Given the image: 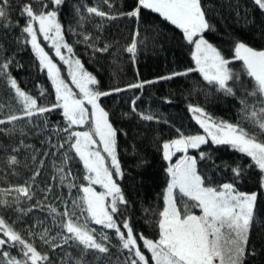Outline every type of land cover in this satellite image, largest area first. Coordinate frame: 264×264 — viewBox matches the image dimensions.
I'll return each instance as SVG.
<instances>
[{
  "label": "snow or ice",
  "instance_id": "6c2138e0",
  "mask_svg": "<svg viewBox=\"0 0 264 264\" xmlns=\"http://www.w3.org/2000/svg\"><path fill=\"white\" fill-rule=\"evenodd\" d=\"M252 2L264 12V0ZM64 3L65 0H0V29L7 33L9 29L19 28L21 36L17 40L22 39L31 45L41 69L46 70L55 95L54 101L47 104L40 103L47 94L42 85H37L40 89L38 96L25 91L9 70L15 63L14 57L8 56L5 45L0 43V81L6 86V92L11 94L9 104H0V126H10L0 127V135L12 137L17 131L24 135L23 129L16 127L18 121L26 119L32 123L36 117H46L60 111L66 126L54 131H62L66 139L51 147L63 149L66 143L68 151L63 153L61 165L56 166V171L61 186L67 187L69 193L75 188L82 195L78 199H71L70 205L68 200L56 196L64 205L62 211L53 204L46 206L58 228L54 236H50L52 230L48 227H44L40 234L33 231L36 225L24 231L18 230L15 221L10 223L0 214V264H104L103 258L107 256L110 260L113 248H117L121 254L126 251L123 260L118 256L115 264H251L249 258L254 259L257 255L253 244L256 232L261 233L260 254L264 255V211L258 208L261 194L238 189L236 184L242 175L241 166L230 169L233 173L230 182L211 186V182L206 183L205 177L197 169V157L188 154L189 149H200L209 141L215 145L230 146L251 159L253 164L250 167L255 166L260 172L258 187L264 189V48L257 49L243 40H236L233 56L227 58L219 46L206 38L208 32L215 30V25L209 18L213 9L203 0H131L126 5L127 10L115 12L110 0H103L108 11L98 6H84L76 8V13L81 21L86 19L85 12L89 17L95 16L101 20L133 19L136 27L130 43L123 48L133 64L137 62L141 46L145 43L140 40L142 14L150 11L181 31L183 40L192 46L191 58L195 65L155 80H138L124 88L117 86L105 91L100 89L97 76L88 71L79 58H73V45L65 39L60 22V10ZM236 7L239 8V5ZM13 12L24 19L23 25L19 24V19L13 24ZM97 28L102 31L103 26L97 25ZM69 30L75 33L74 29ZM75 34L82 36V42L93 50L94 55L109 52L115 43L103 42L101 47L99 35L93 37L92 33L87 32ZM39 37L49 42L53 55L45 50ZM53 57L67 67L70 83L61 74V67ZM234 60L242 62V73L250 79L251 91L245 86L241 74L229 66ZM193 72H199L203 81L227 96L236 97L237 92L243 90V96L239 99L240 117L236 122L217 120L205 107L188 105V111L204 134L185 135L176 129L177 135L161 144L169 179L163 193L164 207L155 220L157 236L149 238L135 232L129 219L119 220L123 214L122 206L128 204L117 181V178L123 179L124 176L118 154V137L122 130L114 126L110 112L102 106L101 98L143 89L145 85ZM249 98H252L251 103ZM138 99L135 97L131 100V112L142 121L159 122L158 115L137 110ZM165 102L171 103L170 100ZM5 108L7 114H3ZM43 124L47 127V119L43 120ZM77 128L83 130H74ZM21 148L32 146L25 145L23 139L15 147L0 144V151L12 153L6 157L5 163L13 170L20 163L15 153ZM178 153L181 155L173 163V157ZM52 154L42 153L44 156ZM76 158L83 165L82 180L86 183L75 182L77 178L73 176L69 164ZM31 159L37 161L36 155ZM199 159L210 160L211 156L201 151ZM37 162L39 167L32 173L30 182L0 188V207L21 215H28L37 207L43 210L45 205L42 201L32 203L30 207L22 206V201H33L36 195V180L45 165L42 159ZM96 185L103 190L97 191ZM41 191L51 193L53 188L49 185ZM184 197L191 203L182 202ZM194 209H198L199 214ZM38 223L43 224V221ZM93 223L101 226L100 231L90 226ZM107 230L114 231L116 245L112 243ZM37 235L49 247V252H42L37 247ZM57 239L61 243H57ZM63 246L73 249L75 255L65 252L59 262L54 261L50 252ZM14 251L16 255H13ZM89 257L92 259L89 260Z\"/></svg>",
  "mask_w": 264,
  "mask_h": 264
},
{
  "label": "trees",
  "instance_id": "16d2710c",
  "mask_svg": "<svg viewBox=\"0 0 264 264\" xmlns=\"http://www.w3.org/2000/svg\"><path fill=\"white\" fill-rule=\"evenodd\" d=\"M110 2L115 6L113 8L115 12L127 10L126 5L131 3V0H110ZM203 2L213 9L209 13V18L215 25V30L208 32L206 38L219 46L227 58H232L233 44L236 40H243L257 49L264 48V12L258 10L252 0H203ZM237 5L239 8L236 7ZM84 6H98L103 11L109 10L103 0H65L60 10V22L64 28L65 39L73 45L75 56L82 61L88 71L97 76L101 90L106 91L117 86L124 88L127 84L138 80H155L172 72H182L195 67L191 58L192 46L183 40L179 29L164 21L158 14L150 11L143 12L140 40L145 43L141 46L137 62L133 64L129 54L124 52L123 48L130 43L136 22L130 18L115 21L101 20L99 17H89L86 12L84 13L86 19L81 21L76 8ZM17 19L20 25L24 24V19L13 12V24ZM97 25L103 26L102 31L97 28ZM69 29H74L75 33H92L93 37L99 35L102 40L99 45L101 47L103 42H115L114 46L109 52H97L94 55L93 50L82 42V36ZM20 36L19 28L9 29L7 33L0 29V43L5 45L7 55L14 57L15 61L9 70L20 86L34 96L39 95L40 89L37 85H42L47 94L40 103L50 104L55 99L51 81L47 77L46 70L41 69L31 45L24 43L22 39L17 40ZM39 39L45 50L53 55L48 46L49 42L43 41L42 37ZM53 58L59 61L58 58ZM229 66L233 71L241 74L245 86L248 91H251V81L242 73V62L234 60ZM229 83L231 86V82ZM10 95L6 92V86L0 81V104H9ZM242 96L243 90L238 91L236 97L227 96L203 81L199 72H193L187 76L145 85L143 89L128 90L101 98L102 106L110 112L114 126L122 130L118 137V154L124 176L123 179L117 178V181L124 191L128 204L122 206L123 214L119 216V220L129 219L135 232L143 233L149 238H156L155 220L158 219L159 211L164 207L163 193L169 179L165 171L167 162L162 158L161 144L165 140L174 138L177 135L176 129H180L185 135H195L204 131L197 124L192 113L188 111L189 104L205 107L206 111L217 120L236 122L240 117L239 99ZM135 97H139L136 101L137 110L158 115L159 122L142 121L138 115L131 112V100ZM166 100H170L171 103H166ZM249 102H252V98H249ZM125 113L128 115L125 116ZM3 114H7V108L4 109ZM44 119L48 121L47 127L43 124ZM65 126L61 112L54 111L46 117L34 118L32 123L26 119L18 121L16 127L22 128L24 135H21L20 131L12 137L0 135V144L5 146L15 147L21 139L25 145L32 146V148H21L18 153H15L20 163L14 170L5 163L6 157L12 153L0 151V188L25 181L30 182L32 173L39 167L37 161L41 159L45 161L41 170L42 174L36 180V195L33 201H22L24 207H30L32 203L42 201L45 205L43 210L37 207L28 215H21L0 207V214L4 215L10 223L15 221V227L18 230L24 231L36 225L33 231L37 234H40L44 227H48L52 230L50 236L56 235L58 228L53 223L46 206L53 204L59 206L62 211L64 205L56 199V196L68 200L70 205L71 199H78L82 195L75 188L69 193L67 187L61 186L59 174L56 171V166L61 165L63 153L68 151V145L65 143V147L59 150L51 147V145L63 143L66 139L62 131L57 132L54 129H62ZM201 151L208 153L211 159L200 160ZM44 152L53 154L44 156L42 155ZM188 154L197 157V169L205 177L206 183L211 182V186L230 182L233 179L230 169L237 165L241 166L243 171L236 186L240 191L260 193L258 208L264 211V189L258 187L260 172L255 166L250 167L253 162L249 157L230 146L215 145L210 141L206 145H201L200 149H189ZM33 155H36L37 161L31 159ZM180 155L178 153L173 157L172 162L174 163ZM69 167L73 176L77 178L75 181L77 184L86 183L82 180L84 170L78 158L73 159ZM49 185L52 186L53 192L41 191ZM45 195L48 196L47 200ZM182 202L191 203L187 197H184ZM194 211L199 213L198 209ZM38 221H43V224H39ZM90 226L100 231L101 226L94 223ZM107 231L112 237V243L116 245L114 231ZM56 242L61 243L59 239ZM253 244L257 255L254 259L249 258L251 264H264V255L260 254L262 244L260 232L254 234ZM36 245L42 252L50 251L49 247L39 240V235L36 237ZM65 252H73V249L63 246L50 252V255L54 261L59 262ZM13 255H16L15 251ZM124 255L126 251L121 254L117 248H113L111 259L109 260L107 256L103 258L104 264H115L117 257L123 260ZM146 255L150 254L146 253ZM91 259L89 257V260Z\"/></svg>",
  "mask_w": 264,
  "mask_h": 264
},
{
  "label": "rangeland",
  "instance_id": "374dc122",
  "mask_svg": "<svg viewBox=\"0 0 264 264\" xmlns=\"http://www.w3.org/2000/svg\"><path fill=\"white\" fill-rule=\"evenodd\" d=\"M64 52H65V55H68V53L66 52V50H64ZM73 58H77L76 56H74ZM58 64H59V66L61 67V74L64 76V78L67 80V81H69V83H70V78L67 76V67L65 66V65H63L62 64V62H60V61H56ZM73 90L74 91H76V89L74 88V86H73ZM199 134H204V131L202 132V133H199ZM95 188H96V190L97 191H102L103 189L102 188H100V186H98V185H96L95 186ZM196 214H199V213H196Z\"/></svg>",
  "mask_w": 264,
  "mask_h": 264
}]
</instances>
